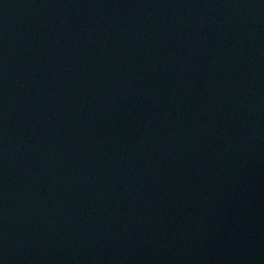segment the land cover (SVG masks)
I'll return each mask as SVG.
<instances>
[{
  "label": "water",
  "instance_id": "1",
  "mask_svg": "<svg viewBox=\"0 0 264 264\" xmlns=\"http://www.w3.org/2000/svg\"><path fill=\"white\" fill-rule=\"evenodd\" d=\"M0 264H264V0H0Z\"/></svg>",
  "mask_w": 264,
  "mask_h": 264
}]
</instances>
